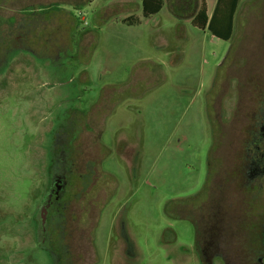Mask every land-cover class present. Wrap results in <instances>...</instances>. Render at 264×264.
Segmentation results:
<instances>
[{
    "label": "rangeland",
    "instance_id": "obj_1",
    "mask_svg": "<svg viewBox=\"0 0 264 264\" xmlns=\"http://www.w3.org/2000/svg\"><path fill=\"white\" fill-rule=\"evenodd\" d=\"M176 1L148 17L141 0H24L17 23L0 14V264L57 263L41 211L69 151L80 172L66 264H204L196 224L211 226L212 198L264 209V0L239 1L229 40L179 20ZM227 229L209 258L243 264L245 233Z\"/></svg>",
    "mask_w": 264,
    "mask_h": 264
},
{
    "label": "trees",
    "instance_id": "obj_2",
    "mask_svg": "<svg viewBox=\"0 0 264 264\" xmlns=\"http://www.w3.org/2000/svg\"><path fill=\"white\" fill-rule=\"evenodd\" d=\"M239 1L240 0H218L211 16H209L207 12L205 0H177L176 3L171 6V11L179 20L191 19V22L197 27L202 29L208 28L213 35L221 39L229 40L233 34L234 17L239 5ZM164 4L165 0H142L144 16L148 17L152 14L158 13L163 8ZM186 7L192 8L195 13L190 15L185 14L184 9ZM139 21L140 18L135 15L125 18V22L129 24H135ZM214 131L216 132L214 134L216 141L213 143L209 158L212 162L213 168L215 169L214 163L216 164V159H218L220 163L222 161V158L215 154V152L218 150V137H216V135L219 133L220 136V134L222 135L223 133L222 130L220 133L218 127L216 126ZM262 134H264V132H262ZM235 173L240 179L247 178V176L244 175L246 172ZM210 174L211 173L209 172V177ZM206 188L207 185L204 191H202L199 195L204 194ZM199 195L195 196L194 199L197 200ZM221 200L212 198L208 206V216H210V220H212V223H209L211 226H206L207 228L200 230L198 225L195 223L197 229V246L204 264H213V261H211V258H209V254L203 248L204 246L210 247V245L207 244L208 236L215 235L214 242L219 244L218 241L221 240V236L226 232H229L227 228L230 225H232L235 229L234 233L236 235L237 232H240V230L245 233L244 240L240 243V245H242L240 251L243 252V255H241L242 262H240L243 264H261L259 262V258L264 256V219L262 221L260 220L259 222L258 220L261 211L263 212L262 216L264 215V209L261 210V208H259V204L256 203V201L253 202L249 200L244 202V206L240 209V213H230V207L224 205ZM213 201L214 203L211 205ZM67 208L61 211V214L58 213V209L52 208L49 215L47 233L50 235L51 246L53 249L59 248L61 250V248H64V246H62L64 232L61 229V223L64 222L67 217ZM236 226L239 229H236Z\"/></svg>",
    "mask_w": 264,
    "mask_h": 264
},
{
    "label": "flooded vegetation",
    "instance_id": "obj_3",
    "mask_svg": "<svg viewBox=\"0 0 264 264\" xmlns=\"http://www.w3.org/2000/svg\"><path fill=\"white\" fill-rule=\"evenodd\" d=\"M0 66H2V62H0ZM68 149V148H67ZM69 157L65 158L62 157L61 163L57 168H54V170L51 172V177H52V184L53 188L50 191V194L48 195L47 201H46V210H47V217L46 221L43 223L42 217H41V229L45 233L43 239L40 240V246L49 252L51 257H56L55 260H57L56 264H66L71 258L69 256L68 249L65 247L61 248V250L58 249H53L51 246V241H50V235L47 233L48 231V220H49V215L51 213L52 208H56L59 210V214H61L65 208H67L68 204L70 203L69 201L72 200L73 193H76L73 191V186L76 185L75 178L77 177L76 172H80L79 168L76 165L75 160L70 156V151H69ZM98 156V155H97ZM97 159V157H96ZM95 159V160H96ZM93 160L90 163V166L93 163ZM254 164L251 171H249V177H253L255 174H259L262 172L260 171V165L258 161L255 159H252ZM250 162V160H248ZM261 171H264V167L261 169ZM90 172V170H88ZM233 172H243L239 167L235 168ZM76 173V174H75ZM87 178H89V174L87 175ZM69 188V189H68ZM69 190V195L68 198H66L67 193ZM71 190V191H70ZM66 198V199H65ZM60 223V222H59ZM58 223V224H59ZM47 233V235H46ZM215 235H209L207 238V241L210 242L209 244H213L214 242ZM206 241V240H205ZM204 250L209 254V251L212 252L213 248L212 247H203ZM65 254V255H64Z\"/></svg>",
    "mask_w": 264,
    "mask_h": 264
},
{
    "label": "crops",
    "instance_id": "obj_4",
    "mask_svg": "<svg viewBox=\"0 0 264 264\" xmlns=\"http://www.w3.org/2000/svg\"><path fill=\"white\" fill-rule=\"evenodd\" d=\"M0 1H1L0 2V14H2V16H4V17L5 16L6 17H13L14 16V17H16V23L18 22L17 20H20V18L24 16L23 14H21L20 11H17V13L14 11L15 10L14 9L15 4L23 3L24 0H0ZM141 2H142V0H141ZM205 2H206V5H207V12H208L209 16H211L213 14V11H214L216 5H217L218 0H210V2L208 0H205ZM49 4H51V3H49ZM21 8H23V7H21ZM7 11H11L13 13H11L9 15H6V14L2 13V12L6 13ZM184 13L187 14V15L188 14L190 15V14H194L195 12H194V10L192 8L186 7L184 9ZM185 20H188V19H185Z\"/></svg>",
    "mask_w": 264,
    "mask_h": 264
},
{
    "label": "water",
    "instance_id": "obj_5",
    "mask_svg": "<svg viewBox=\"0 0 264 264\" xmlns=\"http://www.w3.org/2000/svg\"><path fill=\"white\" fill-rule=\"evenodd\" d=\"M42 221H43V223L46 221V217H47V210H46V207H44L43 209H42Z\"/></svg>",
    "mask_w": 264,
    "mask_h": 264
}]
</instances>
